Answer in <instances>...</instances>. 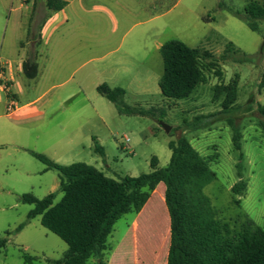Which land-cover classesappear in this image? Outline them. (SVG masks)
<instances>
[{
  "label": "rangeland",
  "instance_id": "1",
  "mask_svg": "<svg viewBox=\"0 0 264 264\" xmlns=\"http://www.w3.org/2000/svg\"><path fill=\"white\" fill-rule=\"evenodd\" d=\"M250 3L264 5V0H167L163 4L164 15L157 21L161 30L150 32L144 64L141 57L131 60L135 72L148 70L150 80L144 89L134 86L127 90L124 98L126 107L149 112L145 115H121L113 103L100 98L101 102L95 103L100 118L92 105L77 98L58 105L55 122L12 121L7 114L29 99L17 98L13 89L5 92L4 101L12 103L14 110L0 109V239H7L0 249V264H50L68 250L66 243L41 225L40 216L28 220L34 206L23 203V195L43 199L56 193L54 202L62 197L58 173L46 170L28 151L63 166L84 163L120 180L149 173L153 158L159 168H165L171 158L168 143L183 135L216 174L204 192L217 218L234 231L241 230L248 220L264 229V130L257 112V103L264 106V88L258 89L264 70V52L260 53L264 21L256 22L257 32L249 29L244 10ZM0 28L1 35L4 29ZM172 40L211 55L199 63L204 82L183 100L165 98L158 85L163 58L155 45ZM229 85L235 86V102L224 110V89ZM61 92L55 90L53 99ZM197 117H205V127L189 126ZM162 124L171 128L169 133ZM234 127L240 131V150L233 145ZM92 138L103 147L104 157L95 151ZM241 180L245 189L236 194L232 188ZM162 187L158 195L152 194L140 215L126 214L115 224L108 238L106 264L113 250L118 255L116 264H166L170 232L164 248L157 246L161 232L158 215L164 219V233L169 223ZM134 220L140 223V249L135 248ZM21 225L23 228L15 231ZM24 255L35 260L26 262ZM97 263L95 258L88 262Z\"/></svg>",
  "mask_w": 264,
  "mask_h": 264
},
{
  "label": "trees",
  "instance_id": "2",
  "mask_svg": "<svg viewBox=\"0 0 264 264\" xmlns=\"http://www.w3.org/2000/svg\"><path fill=\"white\" fill-rule=\"evenodd\" d=\"M52 2V1H51ZM60 2L53 9H60ZM52 8V5L49 3ZM244 19L251 31L257 32V21H264V5L250 3L245 8ZM264 52V41L260 53ZM163 58V75L159 81L162 96L168 99L188 98L195 88L204 82L199 66L202 58L211 57L199 48H191L185 43L172 40L160 49ZM247 58L245 57V60ZM25 73L34 78L37 74L34 65L32 72L25 67ZM264 88V70L258 89ZM223 102L224 110H229L235 102V86L229 85ZM98 93L113 103L119 114L145 115L137 108L124 105L125 91L110 88L103 84ZM256 102V101H253ZM258 123L264 130V106L257 103ZM205 117H197L189 124L193 129L206 126ZM95 151L104 157V149L95 139ZM233 145L240 150V131L233 128ZM169 164L158 167V160H151V171L138 177L125 176L120 180L107 177L103 172L84 163L69 166L59 165L42 154L28 151L31 156L54 170L59 176V191L62 197L55 201L56 193L43 199L30 194L22 196V202L33 205L28 220L41 217V225L67 244L68 250L59 260L50 264H88L91 258L97 264H106L104 257L110 251L108 238L115 224L126 214H139L159 184L165 187L161 199L168 212V227L164 233V219L158 215L160 234L157 246L164 248L166 234L170 232V242L166 264H264V229L248 220L241 230L234 231L230 224L220 221L204 189L211 184L216 174L208 162L193 148L183 136L170 141ZM245 189L241 180L232 191L239 194ZM159 190L155 195H158ZM23 225L15 231H20ZM135 248L140 249V223L134 224ZM143 231L141 235H143ZM6 238L0 239V249L5 247ZM26 262L35 260L24 255Z\"/></svg>",
  "mask_w": 264,
  "mask_h": 264
},
{
  "label": "crops",
  "instance_id": "3",
  "mask_svg": "<svg viewBox=\"0 0 264 264\" xmlns=\"http://www.w3.org/2000/svg\"><path fill=\"white\" fill-rule=\"evenodd\" d=\"M166 1L0 0L3 10L0 27L4 29L0 35V66L7 68L5 73L15 96L29 99L7 117L12 121L55 122L58 105L79 98L80 103L92 105L102 118L95 107L104 98L97 91L99 86L121 88L125 91L124 98L134 86L146 88L150 80L148 70L144 72L141 68L135 72L131 60L141 57L144 64L150 32L161 30L157 21L164 15L161 9ZM60 2L65 5L53 9ZM164 44L157 43L155 50L160 52ZM34 65L37 74L30 78L25 67L32 72ZM55 90L62 92L53 99ZM4 97L5 91L0 86V109L5 106L8 111L10 103ZM43 107H47L45 111ZM161 186L162 183L154 195ZM162 188L161 194L164 185ZM115 251L109 255L107 264H116Z\"/></svg>",
  "mask_w": 264,
  "mask_h": 264
},
{
  "label": "built area",
  "instance_id": "4",
  "mask_svg": "<svg viewBox=\"0 0 264 264\" xmlns=\"http://www.w3.org/2000/svg\"><path fill=\"white\" fill-rule=\"evenodd\" d=\"M6 70L7 68L5 66H0V81L2 82L0 86L2 87L3 91L8 93L11 90V80H9V78L7 77V74L5 73ZM12 106L13 104L10 103V105L8 106V112H12L14 110Z\"/></svg>",
  "mask_w": 264,
  "mask_h": 264
},
{
  "label": "water",
  "instance_id": "5",
  "mask_svg": "<svg viewBox=\"0 0 264 264\" xmlns=\"http://www.w3.org/2000/svg\"><path fill=\"white\" fill-rule=\"evenodd\" d=\"M163 128L165 129L166 133H169L170 132V127H168L167 125L165 124H162Z\"/></svg>",
  "mask_w": 264,
  "mask_h": 264
}]
</instances>
